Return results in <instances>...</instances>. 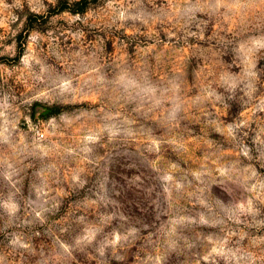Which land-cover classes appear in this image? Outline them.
<instances>
[{"label":"rangeland","instance_id":"rangeland-1","mask_svg":"<svg viewBox=\"0 0 264 264\" xmlns=\"http://www.w3.org/2000/svg\"><path fill=\"white\" fill-rule=\"evenodd\" d=\"M0 264H264V0H0Z\"/></svg>","mask_w":264,"mask_h":264},{"label":"trees","instance_id":"trees-1","mask_svg":"<svg viewBox=\"0 0 264 264\" xmlns=\"http://www.w3.org/2000/svg\"><path fill=\"white\" fill-rule=\"evenodd\" d=\"M82 1H84V0H82ZM83 9L84 8H80L78 11L79 12H83ZM43 111L44 112L42 113V116H41L43 118H47V117H49L51 115H55L57 113L56 108H54V107H48V106L44 107V110Z\"/></svg>","mask_w":264,"mask_h":264}]
</instances>
